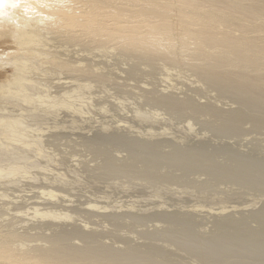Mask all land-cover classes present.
I'll return each instance as SVG.
<instances>
[{
	"label": "rangeland",
	"instance_id": "1",
	"mask_svg": "<svg viewBox=\"0 0 264 264\" xmlns=\"http://www.w3.org/2000/svg\"><path fill=\"white\" fill-rule=\"evenodd\" d=\"M47 31L48 37L56 35L54 29ZM173 37L174 43L181 40L177 31ZM54 39L56 46H66L65 57L84 66L94 63L105 81L81 76L83 81L88 78L81 82L86 86L82 92L91 95L90 106L81 114L61 110L54 116L49 110L43 117L37 146H43L46 157L33 161L47 171L31 168L32 177L14 178L12 188L0 183L7 189L0 188V197L5 193L10 200L0 198V208L7 209L1 210L0 222L13 228L12 221L22 218L27 222L22 228L21 220L19 230L43 229L49 221L31 215V209L44 212L42 207L53 202L58 211H52L69 212L74 218L64 234L71 230L87 235H69L77 239L71 243L91 250L102 246L98 252L111 254L108 258L113 252L122 264H264V101L256 105L254 93L246 97L236 89L220 88L183 63L166 68L160 60L141 64L113 48L97 50L88 40L83 53L77 44ZM180 54L176 48L174 55L182 58ZM56 74L47 80L53 87L80 83L69 70L58 69ZM22 156L19 162L30 155ZM57 180L54 187L60 190L54 189L55 200L49 199L43 193ZM17 204L24 209H14ZM8 208L17 213L15 219ZM30 220L36 221L34 229ZM40 230L28 232L43 239L52 229L45 227L44 234ZM97 244L100 249L93 248Z\"/></svg>",
	"mask_w": 264,
	"mask_h": 264
},
{
	"label": "bare ground",
	"instance_id": "2",
	"mask_svg": "<svg viewBox=\"0 0 264 264\" xmlns=\"http://www.w3.org/2000/svg\"><path fill=\"white\" fill-rule=\"evenodd\" d=\"M6 2L15 3L16 7L6 8L7 15L4 16L3 4ZM48 28L55 30L54 37L46 36V32H49ZM173 31H177L181 36L178 43H174ZM54 38L77 44L84 50L81 49L83 53L88 40L91 47L97 50L113 48L129 57H136L141 64L144 61L147 64V62L160 60L161 66L166 68V66L172 67L183 63L193 74L204 76L208 79L207 81L221 85L218 86L220 88H227L230 92L236 89L246 97L254 93L256 105L264 101V0H0V183L11 185L10 188L17 183L14 178L20 177L19 179L25 180L32 177L29 174L31 168L38 167L42 173L47 171L46 166H36L33 161L46 157L43 146H37L41 139L43 117L49 113V110L54 116L61 110L81 114L84 108L87 109L90 106L91 101V95L82 92V88L86 89V86L81 82L87 81L88 78L84 81L82 79L92 76V79L94 77L98 80L105 76L102 70L95 68L94 63L92 66L95 69L90 66L91 63L90 67L86 66L87 64L84 66L78 61L65 57L63 53H68L66 46H56ZM176 48H179L182 58L174 55ZM58 69L69 70L72 74H76L79 76L80 83L73 84L76 78L75 81L71 80L73 88H69L68 82L63 85V88L51 86L52 84L47 80L54 76ZM147 97L149 99V96ZM258 107L254 108L255 112ZM31 120L34 121V125L29 123ZM26 154L30 155L29 158L19 162L21 161L19 157H23L22 155L25 157ZM55 182L58 183V180L52 181V185H48L51 184L49 182L46 183L51 190L41 186L49 190L43 195L53 200L56 197L54 189L57 187H54V184L57 185V183ZM4 185L3 187L6 186ZM3 187L0 188L7 190ZM6 197L7 195L5 199ZM10 197L14 198V196ZM15 200L12 201L15 202ZM13 202H11L12 205ZM18 205L20 204L14 205V209L16 206L19 207ZM54 205L56 204L52 202L45 210L42 205L39 206L44 212H40L37 207L30 208L31 215L49 221L41 225L43 229L45 227L52 229L51 233L43 239L38 237L42 235L37 234L38 238H34L36 233L31 235L33 231L38 232L40 229L42 231L41 227H35L38 229L31 230L32 233L31 228H28L31 233L29 235L27 228L22 229L26 226L23 221H27L17 218L20 221L15 222L17 213L11 214L13 212L8 208L7 212H11L15 220L11 219L6 212L5 216L13 220L12 223L11 220L9 221V225L11 223L13 228L9 225L10 228H7L3 222L4 225L0 222V264H122L113 252H111L114 255L112 258H110L111 254L107 255L110 256L108 258L104 257V253L98 252L102 251V246L101 250H91L82 244L71 243L75 239L69 235H77V238L85 235L80 231L71 230L64 234L66 233L64 229L70 226L68 221L74 218L67 214L69 212L56 214ZM90 207L93 208V206ZM19 208L24 209V207ZM3 209L0 208V214H4L1 210H7ZM70 209L66 210L70 211ZM75 210L73 208L74 212ZM27 211L29 212V208ZM63 211L61 209V213ZM18 214L20 217V213ZM28 215L26 213L25 217ZM21 220L24 226L22 224L19 230L20 226L17 225L21 223ZM57 220L64 223L59 224L60 221L56 223ZM83 220L86 218H82L81 221ZM35 222H31L32 229L36 226ZM13 223L17 227H14ZM60 228H63V231ZM70 228L72 229V226ZM24 231L28 232V235H25ZM36 239L39 241L37 242ZM82 240L88 242L86 239ZM92 240L94 241V238ZM98 247L93 248L100 249L99 245ZM126 264H152V262L148 260L143 263L127 262Z\"/></svg>",
	"mask_w": 264,
	"mask_h": 264
},
{
	"label": "clouds",
	"instance_id": "3",
	"mask_svg": "<svg viewBox=\"0 0 264 264\" xmlns=\"http://www.w3.org/2000/svg\"><path fill=\"white\" fill-rule=\"evenodd\" d=\"M15 8L16 7V4L15 3H10V2H6L3 4V15L6 16L7 13L5 12V9L6 8Z\"/></svg>",
	"mask_w": 264,
	"mask_h": 264
}]
</instances>
